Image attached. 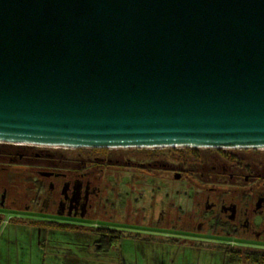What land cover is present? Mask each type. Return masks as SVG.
<instances>
[{
	"label": "water",
	"instance_id": "1",
	"mask_svg": "<svg viewBox=\"0 0 264 264\" xmlns=\"http://www.w3.org/2000/svg\"><path fill=\"white\" fill-rule=\"evenodd\" d=\"M264 149V0H0V143Z\"/></svg>",
	"mask_w": 264,
	"mask_h": 264
},
{
	"label": "flooded vegetation",
	"instance_id": "2",
	"mask_svg": "<svg viewBox=\"0 0 264 264\" xmlns=\"http://www.w3.org/2000/svg\"><path fill=\"white\" fill-rule=\"evenodd\" d=\"M179 149L0 143V215L100 264H264V162L240 153L262 150Z\"/></svg>",
	"mask_w": 264,
	"mask_h": 264
},
{
	"label": "rangeland",
	"instance_id": "3",
	"mask_svg": "<svg viewBox=\"0 0 264 264\" xmlns=\"http://www.w3.org/2000/svg\"><path fill=\"white\" fill-rule=\"evenodd\" d=\"M240 153L252 155L257 162H264V151ZM81 243V236L63 227L28 225L26 219L14 216L8 220L0 215V264H71L73 261L69 254L73 251H68L70 247L82 256L76 264H100L84 256Z\"/></svg>",
	"mask_w": 264,
	"mask_h": 264
},
{
	"label": "trees",
	"instance_id": "4",
	"mask_svg": "<svg viewBox=\"0 0 264 264\" xmlns=\"http://www.w3.org/2000/svg\"><path fill=\"white\" fill-rule=\"evenodd\" d=\"M219 150V149H218ZM179 151H183V152H187V153H191L192 155H194L196 151H199V149H189V148H182L179 149ZM45 226V225H44Z\"/></svg>",
	"mask_w": 264,
	"mask_h": 264
},
{
	"label": "bare ground",
	"instance_id": "5",
	"mask_svg": "<svg viewBox=\"0 0 264 264\" xmlns=\"http://www.w3.org/2000/svg\"><path fill=\"white\" fill-rule=\"evenodd\" d=\"M4 143H10V144H18L20 145L19 143H12V142H4ZM36 146H39V145H36ZM262 151H264V149H261Z\"/></svg>",
	"mask_w": 264,
	"mask_h": 264
}]
</instances>
